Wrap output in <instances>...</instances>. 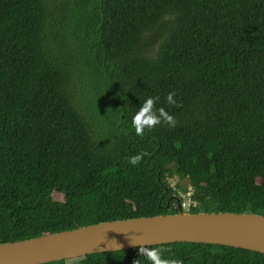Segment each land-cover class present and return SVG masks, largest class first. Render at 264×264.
I'll use <instances>...</instances> for the list:
<instances>
[{
	"label": "trees",
	"instance_id": "obj_1",
	"mask_svg": "<svg viewBox=\"0 0 264 264\" xmlns=\"http://www.w3.org/2000/svg\"><path fill=\"white\" fill-rule=\"evenodd\" d=\"M149 97L161 122L137 135ZM173 177L190 182V213L264 216V0H0V244L177 214ZM151 247L264 264L222 245ZM138 249L48 264H149Z\"/></svg>",
	"mask_w": 264,
	"mask_h": 264
},
{
	"label": "water",
	"instance_id": "obj_2",
	"mask_svg": "<svg viewBox=\"0 0 264 264\" xmlns=\"http://www.w3.org/2000/svg\"><path fill=\"white\" fill-rule=\"evenodd\" d=\"M179 201V200H178ZM173 243L222 245L264 254V216L184 212L101 222L1 243L0 264H48L88 255Z\"/></svg>",
	"mask_w": 264,
	"mask_h": 264
},
{
	"label": "clouds",
	"instance_id": "obj_3",
	"mask_svg": "<svg viewBox=\"0 0 264 264\" xmlns=\"http://www.w3.org/2000/svg\"><path fill=\"white\" fill-rule=\"evenodd\" d=\"M175 93H169L166 97L167 103L169 105H174L176 101L174 100ZM159 97L153 98L149 97L147 98L141 107V109L133 116L132 118V124L135 128L136 134L141 135L145 128H152L153 126L159 124L161 121L160 119L154 117L151 115L154 100H158ZM159 112L161 116L163 117L164 121L171 124H174V118L173 116L169 115L164 111L163 108L159 109ZM140 160V156H134L131 158V163L133 165L137 164V162ZM139 254L144 257L145 260L149 262V264H180V261L176 259H164L161 256V251L156 247H145L141 246L138 249ZM135 264H141L140 260L135 261Z\"/></svg>",
	"mask_w": 264,
	"mask_h": 264
},
{
	"label": "rangeland",
	"instance_id": "obj_4",
	"mask_svg": "<svg viewBox=\"0 0 264 264\" xmlns=\"http://www.w3.org/2000/svg\"><path fill=\"white\" fill-rule=\"evenodd\" d=\"M67 47V45H65V48ZM79 79H76L75 85L77 86V101L78 103H84L85 106H87V100H86V96L84 94H87L88 89L87 86L84 87V85H81V83L79 82ZM170 185L174 186L177 188V190H179L180 192V196L183 197L184 200H188V196L187 194L190 193L191 185L188 179H179L177 177H173L172 179H170ZM187 190V194L183 193V190ZM57 199L62 200L63 197L56 195L55 196ZM74 260V259H73Z\"/></svg>",
	"mask_w": 264,
	"mask_h": 264
},
{
	"label": "built area",
	"instance_id": "obj_5",
	"mask_svg": "<svg viewBox=\"0 0 264 264\" xmlns=\"http://www.w3.org/2000/svg\"><path fill=\"white\" fill-rule=\"evenodd\" d=\"M169 182H170V180H169ZM171 187L174 188L178 192V194L180 196L179 190H177V188L174 187V186H171ZM184 194H187V193H184ZM187 196H188V200H184L183 197L180 196V199H182V203L180 204V206H181V208H182V210L184 212H190V209L192 207H195L197 205L196 202L193 201L192 198H191V196H192V189L190 190V193L187 194Z\"/></svg>",
	"mask_w": 264,
	"mask_h": 264
}]
</instances>
